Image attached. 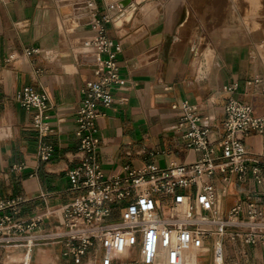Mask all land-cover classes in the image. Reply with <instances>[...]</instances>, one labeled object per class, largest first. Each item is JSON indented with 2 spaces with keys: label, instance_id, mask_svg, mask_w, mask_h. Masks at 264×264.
<instances>
[{
  "label": "crops",
  "instance_id": "obj_1",
  "mask_svg": "<svg viewBox=\"0 0 264 264\" xmlns=\"http://www.w3.org/2000/svg\"><path fill=\"white\" fill-rule=\"evenodd\" d=\"M119 1L0 0V200L19 202L18 219L41 216L35 234L62 229L63 207L82 193L69 174L81 155L76 111L84 82L101 75L104 55L98 61L96 51L90 50L95 49L91 41L96 24L103 21L109 4ZM208 5L202 2V13ZM258 12L250 18L258 26L254 33L245 29L243 20L232 23L244 29L236 40L211 41L216 55L202 75L193 69L187 48L181 52V44L193 38L189 32L194 26L184 31V25L196 17L188 0L132 1L116 12L112 23L103 24L106 36L123 45L122 84L110 106L98 107L99 159L106 174L123 175L126 166L165 168L173 162H195L201 153L187 148L186 130L176 128L184 104H208L213 118L209 124L219 131L230 97L264 115V50L261 55L257 47L264 43V0ZM25 87L48 95L52 131L43 139L32 128L33 112L15 99ZM41 140L54 148L48 161L37 156ZM246 145L252 155L264 153V135L251 132ZM215 184L218 190L223 187L220 176ZM249 195L262 203L251 175L244 181L233 177L220 199L222 211ZM206 245L209 251L197 257V264H215L212 241ZM63 251L64 240L49 238L1 246L0 264H102V246L91 247L81 261ZM134 256L135 250L124 258ZM224 259L225 264H264V238L251 244L225 238Z\"/></svg>",
  "mask_w": 264,
  "mask_h": 264
},
{
  "label": "built area",
  "instance_id": "obj_2",
  "mask_svg": "<svg viewBox=\"0 0 264 264\" xmlns=\"http://www.w3.org/2000/svg\"><path fill=\"white\" fill-rule=\"evenodd\" d=\"M87 6L93 8L94 3L88 1ZM120 8L118 2L109 4L103 21L96 24L91 43L98 61L104 55L101 75L84 82L83 98L76 111L75 134L81 155L78 166L69 174L75 180L74 188L82 193L63 207L62 229L48 234L33 233L43 220L41 216L30 221L18 219L19 202L0 200V247L59 239L64 240V256L81 261L97 245L104 250L102 264L120 260L127 248L137 253L126 261L132 264H155L163 249H167L166 264H185L184 252L194 250L197 264V257L209 251L206 243L211 240L214 263L225 264V238L246 244L264 238V153L252 155L246 145L251 132L264 135V115H257L250 104L230 97L219 131L209 124L213 118L208 114V104H184L176 128L186 130L185 146L201 153L195 162H173L165 168L154 164L139 169L126 166L123 175L106 174L99 159L98 107L110 106L114 91L122 84L123 45L106 36L103 24L112 23ZM15 99L33 112V130L42 139L47 136L52 131L48 95L25 87ZM37 156L42 161L50 160L53 146L41 140ZM250 175L258 185L262 203L249 195L223 212L220 199L232 178L244 181ZM218 176L223 183L220 190L215 184ZM184 203L186 209L181 210Z\"/></svg>",
  "mask_w": 264,
  "mask_h": 264
},
{
  "label": "rangeland",
  "instance_id": "obj_3",
  "mask_svg": "<svg viewBox=\"0 0 264 264\" xmlns=\"http://www.w3.org/2000/svg\"><path fill=\"white\" fill-rule=\"evenodd\" d=\"M202 2L209 3L208 9L204 13L201 12ZM188 3L194 8L196 17L189 19L190 27L194 26L189 32V34L193 35V38L190 41V36L187 37V42L181 44V52L187 48L189 51L187 57L190 58L189 61L193 69L198 70L199 74L202 75L205 70L207 73L210 69L216 55L211 41L221 38L225 40H236L239 34H244V29L240 26H234L232 23H243V20L247 27L245 29L254 33L258 26L254 27L251 24L252 21L250 18H253L254 14L259 15L258 10L263 5V0H188ZM218 7L220 9L216 11ZM223 28L224 35L221 36ZM257 47L258 49L260 48L259 51H263V41L262 43H257ZM90 50L94 51L95 49L91 48ZM262 57L264 59L263 55ZM164 207L167 208L168 203L165 202ZM135 256H137L136 251ZM127 260L123 257L120 258L122 263H125Z\"/></svg>",
  "mask_w": 264,
  "mask_h": 264
},
{
  "label": "bare ground",
  "instance_id": "obj_4",
  "mask_svg": "<svg viewBox=\"0 0 264 264\" xmlns=\"http://www.w3.org/2000/svg\"><path fill=\"white\" fill-rule=\"evenodd\" d=\"M189 22H190V20L188 19V22L184 25V31H185V28L190 27ZM187 201H188V199H187ZM186 206H187V203H184L183 205L180 206V209L184 210V209H186ZM132 252H134V249H130V248L125 249L121 255V258L128 256ZM195 254H196V252L194 250L185 251L184 252L185 264H196V255ZM166 260H167V249H163L161 251V253L159 254L155 264H166Z\"/></svg>",
  "mask_w": 264,
  "mask_h": 264
},
{
  "label": "water",
  "instance_id": "obj_5",
  "mask_svg": "<svg viewBox=\"0 0 264 264\" xmlns=\"http://www.w3.org/2000/svg\"><path fill=\"white\" fill-rule=\"evenodd\" d=\"M132 1H135L137 4H140L141 2H143L145 0H121L118 2V4L123 9L126 6H128Z\"/></svg>",
  "mask_w": 264,
  "mask_h": 264
}]
</instances>
